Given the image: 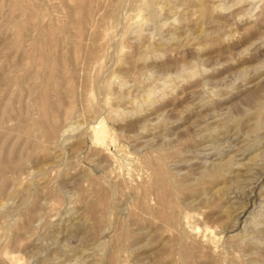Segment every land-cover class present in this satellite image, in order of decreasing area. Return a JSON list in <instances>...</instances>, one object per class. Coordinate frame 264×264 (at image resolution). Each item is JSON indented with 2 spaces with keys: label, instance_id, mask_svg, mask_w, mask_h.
Masks as SVG:
<instances>
[{
  "label": "rangeland",
  "instance_id": "rangeland-1",
  "mask_svg": "<svg viewBox=\"0 0 264 264\" xmlns=\"http://www.w3.org/2000/svg\"><path fill=\"white\" fill-rule=\"evenodd\" d=\"M0 264H264V0H0Z\"/></svg>",
  "mask_w": 264,
  "mask_h": 264
},
{
  "label": "bare ground",
  "instance_id": "bare-ground-1",
  "mask_svg": "<svg viewBox=\"0 0 264 264\" xmlns=\"http://www.w3.org/2000/svg\"><path fill=\"white\" fill-rule=\"evenodd\" d=\"M262 86V85H261ZM261 88V87H260ZM164 101V100H163ZM165 106V105H164ZM203 127V126H202ZM205 133V132H204ZM207 135V134H206ZM209 138L208 139H210V134L209 135H207ZM208 139H207V141H208ZM255 147V146H254ZM263 151V150H262ZM262 151L260 150V153H259V151L257 152V153H255L253 156H261V154H262ZM251 157V156H250ZM255 158V157H254ZM213 164V163H212ZM215 164V163H214ZM226 164H228V163H226ZM207 165V164H206ZM227 166V165H226ZM228 167V166H227ZM224 164H222V163H219L218 162V164H215L214 166H212L209 170H208V173L209 172H211L212 174L213 173H216L217 174V172H219V171H221L222 169L224 170ZM240 170V169H239ZM241 172V171H240ZM223 173V172H222ZM228 174V173H227ZM243 174V173H242ZM238 178V177H237ZM237 178H235V180H234V182L235 181H237V180H239V178L237 179ZM241 181V180H240ZM227 186V185H226ZM248 207H249V204H246V206H244L243 208H242V210L237 214V218H235L236 220H234L233 221V226H231V228H235L236 226H238L237 224H239V221H240V219H241V217H243L244 215H245V213L248 211ZM245 226V225H244ZM193 228H194V226H193ZM195 228H196V230L197 229H199V227H196L195 226ZM206 230V232L209 230V227H207V228H205ZM196 230H195V232H196ZM210 230H212V229H210ZM215 230V229H214ZM213 230V231H214ZM226 230V229H225ZM204 231V233H206ZM200 232V231H199ZM223 232V231H222ZM213 233V232H212ZM218 234H216V235H213L214 237H217V235H219L221 232H217ZM212 235V234H211ZM213 239H217V238H213ZM213 242V241H212ZM189 252V251H188ZM190 254H191V252H190ZM241 260V259H240Z\"/></svg>",
  "mask_w": 264,
  "mask_h": 264
}]
</instances>
